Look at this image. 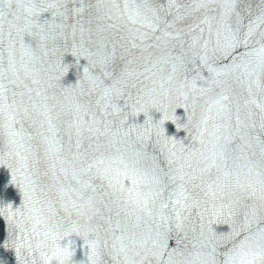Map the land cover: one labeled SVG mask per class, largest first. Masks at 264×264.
<instances>
[{
	"label": "snow or ice",
	"instance_id": "snow-or-ice-1",
	"mask_svg": "<svg viewBox=\"0 0 264 264\" xmlns=\"http://www.w3.org/2000/svg\"><path fill=\"white\" fill-rule=\"evenodd\" d=\"M0 169V264H264V0H0Z\"/></svg>",
	"mask_w": 264,
	"mask_h": 264
}]
</instances>
